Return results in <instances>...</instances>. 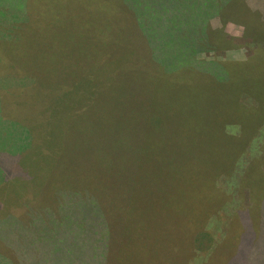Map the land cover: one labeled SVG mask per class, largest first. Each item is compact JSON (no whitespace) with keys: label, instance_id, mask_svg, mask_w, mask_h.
Masks as SVG:
<instances>
[{"label":"trees","instance_id":"trees-1","mask_svg":"<svg viewBox=\"0 0 264 264\" xmlns=\"http://www.w3.org/2000/svg\"><path fill=\"white\" fill-rule=\"evenodd\" d=\"M28 1L23 0L24 3H21L22 14L27 10ZM79 3L80 1L76 5ZM109 3L110 7L113 5L110 1H106L102 8L110 9ZM122 4L134 15L137 26L150 49L149 59L161 68L165 78L176 79L185 72L197 74L202 77L201 83L207 86L218 99V104H214L212 107H197L196 110L200 112V119H198V116L196 117L192 113L190 102L181 98L180 101L182 99L185 101L181 105L174 98H167L168 103L164 106L160 105L156 110L158 114H161L159 115L160 119L163 120L155 119L157 114L150 110V118H138L137 123L128 124L129 138L127 134L120 136L119 147L123 151H121L122 155L132 161L133 166H130L133 169L132 172L130 169L127 171V168L117 169L111 164L101 163V157V160L89 161L86 164L84 170L89 175L87 182L80 185L70 184L66 187L57 186L59 180L56 179L54 187L50 188L51 186L49 187L46 182L43 183L41 179L45 178L47 181L51 177L40 175L45 168L49 174L50 172L54 173L52 178H56L55 175L62 172L65 175L63 181H70V176L81 175L83 171L82 163L84 162L74 159L70 153H66L68 156L58 154L63 146L61 128L64 126L57 127V133L60 134L58 140H56L54 126H51L49 132L45 129L42 131L31 128L24 129L28 142L21 154L16 158H10L6 154L3 156L1 155L3 152L0 154V175L2 177H0V188L6 187L5 183L14 180V178L33 181L35 178H41L35 184L42 183V185L39 186V191L36 193H32L30 190L29 194L21 195L19 202L22 199L26 204L23 207L28 209V212L25 211L28 221L25 227L18 225L19 236L13 231L7 236L8 239H3V244L13 250L14 263L11 258L0 254V264H160L163 258V249L160 246L163 245L164 239L150 240L151 234L148 235V229H146V233L143 229L146 227V221L141 226L133 228L129 236H114L116 226L110 222L108 206L114 203L115 192L110 194L104 191L101 195L98 194V178L117 173L121 175L124 172L131 173V178L137 182L135 189L129 190L128 194L148 188L150 193L157 198L156 206L161 211V214L158 215L164 213L165 223L169 230L182 229L184 235H181V238L188 240L186 245L183 241L181 246L185 248L182 256L186 254L187 261L185 263L187 264L193 260L192 256H189L190 252L193 253L195 247L198 248V233L202 231L201 227L199 228L198 219L207 213L208 199L195 197L193 186L189 191L183 190L187 182H189L187 186L193 185V181L197 183L195 164L198 162L194 163L193 161L195 155L193 148H173L166 146V143L184 140V137L190 134L187 127H191V123L202 124L206 121L209 127L214 126L217 129L220 125H229L233 127L232 129H249L247 132L250 134L256 133L258 124V135L264 136V98L260 99V106L258 104L260 90L264 89L263 50L261 49L258 54H255L251 62L206 60L200 56L204 52H218L230 47L228 45L231 40L228 41L227 35L222 30L214 31L210 26V20L215 16H221L224 21L245 19L238 0H116V13ZM12 11H19L16 0H0L1 16H6L8 12ZM16 14L18 15V13ZM26 18H28L26 21L23 20L18 25L12 23L11 26H14L12 29H16L14 35L20 39H15L12 45L7 48V52L0 53L2 54L0 56L1 68L3 64L4 67L14 68L15 71L25 67V65H21L24 57L18 58V65L12 54L20 53L21 55L23 52L22 55H24L26 48L30 47L27 44L29 41L28 32L35 20L29 15ZM236 23L238 24V22ZM22 34L25 36L21 39ZM260 35H264V33ZM2 37L1 35L0 45L5 41ZM0 52H2L1 48ZM122 56L125 57V55ZM258 60L262 61L261 68H258ZM147 75L152 83L163 85L164 82L160 77L157 78L152 73L149 76L148 72ZM33 83L32 90L36 89L37 93H41L40 96L34 91L35 97H31L28 95V91L22 90L21 87L8 86L4 80H0V87H5L11 97L19 98L16 107H10V104L0 100V124L3 121L2 114L6 113L7 108L10 110L13 108L18 115L15 116L16 118H12L15 120L7 121L8 127L11 123L18 126V124L22 125V123L30 121L27 117H31L29 116L31 114L27 113L23 98L30 103L37 104L36 107L39 106V109H34V113L28 111L33 113L32 117L33 115L39 116L38 112L44 113L48 115L51 122L52 119L56 122V116L61 115L60 113L66 109L72 110L70 105H75L76 113L69 118L70 124L67 127L72 124L76 126L82 121L86 122V113L83 114L82 119L79 114L84 113L87 106H90L91 98H89V105H82L83 102H80L78 97L73 102H68V98L60 96L51 103L49 88L45 85L43 86L44 91H38L36 78ZM164 85L166 84L164 83ZM152 86L157 87V85ZM2 91L4 90L0 88V94L3 93ZM242 96L253 98L254 101L251 104L255 105L243 103ZM51 105L54 114H51L49 107ZM56 106L60 107V110H56ZM41 107L46 108L42 109ZM250 111L257 113L248 114ZM100 113L97 111L88 116L91 125L96 123L98 117L103 119ZM106 118L108 119L104 120V129L107 128L110 121L109 117ZM8 127L5 129L6 132L9 131V134H13L12 129L9 128L11 129L9 130ZM102 129L103 125L98 126L96 132ZM247 132H242L244 142H249L252 138ZM0 133L4 134V131ZM135 135L141 136L144 142L132 145L133 140L131 139ZM232 137V135H224V139ZM22 140L24 138L21 137L20 141ZM212 146L217 147L214 151L220 150L218 158H222L221 155L225 151L221 144L213 143ZM234 147L237 149L235 144ZM127 148H129V153ZM258 152V156H253L248 168L245 169L244 179L241 180L243 187H252L255 184L256 187H253L251 194L253 206L238 209L239 213L243 212L241 224L245 233L241 235L240 244L235 250L238 257L235 264H255L256 260H258V264H264V175L260 180L261 184L258 182V169L264 164V138ZM118 155H120L119 151ZM225 155L229 158L227 153ZM240 156L241 153L238 151L233 155V160L236 159V163H238L237 159ZM178 157L183 158L184 172L182 173ZM210 157H213L212 153ZM222 166L227 167L224 164ZM228 169L230 170V168ZM209 170L210 165H205L200 169V173L205 174ZM67 175H69L68 178ZM208 184L209 182H207ZM103 194H106L107 197L104 198ZM13 204L16 206V202L10 206ZM9 207L6 200L0 197L2 234L5 225L3 221L6 220L1 214L5 215L6 213L2 212H7L8 215ZM8 216V219L14 220L13 216ZM16 221L18 224V220ZM208 223L209 219L206 218L204 224L207 226ZM23 229H26L25 232ZM140 229L143 230L135 236L134 232ZM4 237L3 235L2 238ZM182 263L184 262H180V264Z\"/></svg>","mask_w":264,"mask_h":264},{"label":"rangeland","instance_id":"rangeland-1","mask_svg":"<svg viewBox=\"0 0 264 264\" xmlns=\"http://www.w3.org/2000/svg\"><path fill=\"white\" fill-rule=\"evenodd\" d=\"M78 1L80 3L76 5ZM106 1L113 3L111 7L110 3L108 4L110 9L102 8ZM16 2L19 5L18 12H8L6 16L0 14V36L2 35L5 40L0 45L2 51L0 53L7 52V48L12 45L13 41L17 38L20 39L14 35L16 29H12L14 26L11 25L12 23L18 25L19 22L26 21L27 15L35 20L28 32L29 41L27 44L30 47L26 48L24 55H22L23 52L21 55L20 53L12 54L18 65V58L24 57L21 65H25V67L15 71L14 68L9 69L3 64L2 68L0 67V80L8 83L6 84L8 86H19L22 90L28 91L29 96L35 97L34 91L37 95H41V93H37L36 89L32 90V85H35L33 81L36 78L38 91H44L43 86L45 85L49 88L51 103L58 96L68 98V102H73L78 97L80 102H83L82 105H89V98L91 100L90 106H87L85 112L83 110L84 113L79 114L82 119L83 114L86 113V122L82 121L76 126L72 124L70 127L67 126L70 124L69 118L76 113L75 105H70L72 110L66 109L60 113L61 115L55 113L58 115L55 117L56 122L53 121L54 119L51 122L48 115L44 113L38 112L39 116L33 115L32 117L34 109H39V106L36 107L37 104L30 103L25 98H23L25 108L27 113L31 114L29 115L31 117H27V119L30 121L24 122L22 125L18 124V126L11 123L8 127L7 121L15 120L12 118L18 116L16 110L7 108L6 113L2 114L3 121L0 124V132L4 131V134L0 133V154L3 152L1 155L5 156L6 154L10 158H16L21 154L28 142L24 129L31 128L41 131L45 129L49 132L51 126H54L56 140H58L60 134L57 133V127L64 126L61 128L63 146L61 145L62 149L58 154L68 156L66 153H70L74 159L84 162L81 175L70 176V181H63L65 175L62 172L55 175L56 178H52L54 173L50 172L49 174L48 170L43 168L40 175L51 177L47 181L45 178H35L34 181L14 178V180L5 183L6 187L0 188V197L6 200L8 207L13 202H18L17 207L14 204L9 207L8 215L13 216L14 220L8 219L7 212H2L6 213L5 215L1 214L6 221H3L5 223L3 234L2 228H0V254L11 258L13 263V250L3 244V239L5 240L13 231L19 236L18 225L26 226L27 215L19 203L24 206L26 204L22 199L19 202V199L25 192L29 194L30 190L32 193L38 192L42 183L35 184L38 183L37 181L41 179L43 183L46 182L49 187L51 186L50 188L54 187L56 179L59 180L57 186L62 187L70 184H84L89 176L84 170L86 164L89 161L101 160V157V163L111 164L117 169L127 168V171L130 169L132 172L133 169L130 167L133 166L132 161L122 155L123 151L119 147L121 135L127 134L128 138L130 137L129 123H137L138 118H150V110L157 114L155 119L163 120L160 119L159 115L161 114H158L156 110L160 105L164 106L168 103L166 100L169 97L174 98L181 105L185 103L184 100L190 102L192 113L196 117L198 116V119H200V112L196 110L197 107H212L214 104H218V99L207 86L201 83L202 77L197 74L185 72L180 73L181 76L176 79L165 78L161 68L149 59L150 49L137 26L134 15L123 4L119 6L116 13V0H29L27 10L23 14L21 13L23 0H16ZM257 9L258 13L248 11L245 19L240 21H235V19L225 21L228 26L226 27L228 34L232 37L228 45L230 47L218 52H204L200 55L201 58L226 62H251L252 57L258 54L261 49L264 52V35H260L264 33V0H258ZM210 26L214 30L222 25L216 17L210 21ZM24 36L25 34H22L21 39ZM113 62L119 63L114 64ZM261 65L262 61L258 60V68H261ZM147 72L149 76L152 73L157 78L160 77L166 85L152 83ZM152 85H157V87ZM0 88L4 90L0 94V100L10 104V107H16L19 98L11 97L5 87ZM181 98L184 100L180 101ZM263 98L264 89L260 90L259 106L260 99ZM241 101L250 105L254 99L242 96ZM49 107L51 114H54L52 105ZM55 108L60 110L58 106ZM97 111L101 112L103 119L98 117L96 123L91 125L88 116ZM223 111L225 112L224 108ZM255 113L257 112H248V114ZM106 117H109L110 121L107 128L104 129V120L108 119ZM102 125L103 129L96 132L97 127ZM207 125V121L202 124L193 122L191 127H187L190 134L184 137V140L166 143V146L173 148H193L195 153L193 161L194 163L198 162L195 164L197 183L193 181V185L187 186L189 183L187 182L183 190L189 191L193 186L195 197L208 199V211L198 219L199 228L201 227L202 230L198 233V248L195 247V251L190 252L189 256H192L193 260L187 264H235L238 260L235 250L240 244L241 235L245 233L241 224L243 212L239 213L238 209L253 206L251 194L253 187H256V184L252 187H243L241 180L244 179V171L248 168L253 156H258L264 136L258 135V124L255 134L247 132L249 129H232L233 127L229 125H220L217 129ZM7 127L12 129L9 130L13 134H9V131L6 132ZM243 131L252 136L249 142L243 141ZM49 135L51 136V133ZM224 135L233 137L224 139ZM21 137L24 140L20 141ZM131 140H133L132 145L144 142L139 135L133 136ZM218 142L225 151L221 155L222 158H218L220 150L214 151L217 147L212 146L213 143ZM118 151L120 155H118ZM238 151L241 156L236 163V159L233 160V155ZM127 152L129 153V148H127ZM211 153L213 154L212 158L210 157ZM226 153L229 158L225 155ZM182 161L183 158L178 157L181 173L184 172ZM222 164L227 167L224 168ZM205 165H210V170L202 174L200 169ZM25 172L27 173V171ZM130 174L124 172L121 175L117 173L98 178V194L101 195L104 191L110 194L115 192L114 203L108 206L110 222L116 226L114 236H129L133 228L141 226L146 221V227L144 226L143 229H145V233L148 229V235L151 234L150 240L164 239L163 245L160 246L163 249V258L160 264H180V262L186 264V254L182 256L185 248L181 246L183 241L186 245L188 240L181 238V235H184L182 229L169 230L165 223L164 213L158 215L161 214V211L156 206L157 198L150 193L148 188H142L134 194L129 193L133 194L131 196L128 194L129 190L135 189L137 185ZM263 175L264 164L258 169L259 183ZM207 182H209L208 185ZM19 191L21 193L17 195ZM103 195L104 198L107 197L106 194ZM17 198L18 200H16ZM16 216L18 217L16 218ZM206 218L209 219L207 226L204 224ZM16 220H18V224ZM143 229L134 232V235L136 236ZM25 230L23 229L24 232ZM152 232L154 233L152 234ZM3 235L4 238H2ZM255 264H258V260L255 261Z\"/></svg>","mask_w":264,"mask_h":264},{"label":"crops","instance_id":"crops-1","mask_svg":"<svg viewBox=\"0 0 264 264\" xmlns=\"http://www.w3.org/2000/svg\"><path fill=\"white\" fill-rule=\"evenodd\" d=\"M238 3L240 4V6H241V8H242V10H243V15L246 17V15H247V13H248V11L249 12H253V13H258V0H238ZM241 13V12H240ZM217 16H215V17H213L211 20H213L214 18H216ZM218 19H219V21L221 22V25L222 26H220L219 28H215L214 29V31L215 30H222L226 35H227V37H228V41L230 40V38H232L229 34H228V30H227V28L226 27H228L227 26V24L225 23V21H224V19H222L221 18V16L220 17H217ZM210 20V21H211ZM228 21H230V20H228ZM228 23H230V22H228ZM225 24H226V26H225ZM17 179H19V178H16V180ZM21 193V191H19L18 193H17V195H19ZM26 193V192H25ZM23 195V194H22ZM16 200H18V199H16ZM17 201H16V207H17ZM19 205L23 208L22 210H24V211H26V212H28V209L26 210V208H24L23 207V204H20L19 203Z\"/></svg>","mask_w":264,"mask_h":264}]
</instances>
